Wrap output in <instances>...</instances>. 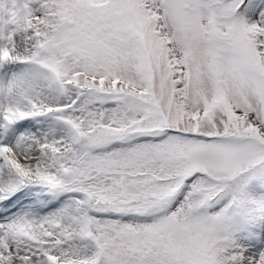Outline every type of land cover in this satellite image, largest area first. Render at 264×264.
I'll list each match as a JSON object with an SVG mask.
<instances>
[{"label": "snow or ice", "instance_id": "1", "mask_svg": "<svg viewBox=\"0 0 264 264\" xmlns=\"http://www.w3.org/2000/svg\"><path fill=\"white\" fill-rule=\"evenodd\" d=\"M0 264H264V0H0Z\"/></svg>", "mask_w": 264, "mask_h": 264}]
</instances>
